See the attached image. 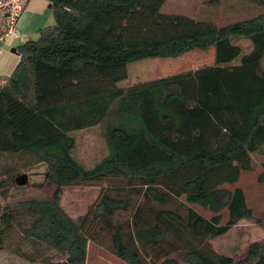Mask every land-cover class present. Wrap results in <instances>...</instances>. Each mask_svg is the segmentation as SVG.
Returning a JSON list of instances; mask_svg holds the SVG:
<instances>
[{
    "label": "trees",
    "instance_id": "trees-1",
    "mask_svg": "<svg viewBox=\"0 0 264 264\" xmlns=\"http://www.w3.org/2000/svg\"><path fill=\"white\" fill-rule=\"evenodd\" d=\"M8 1L0 0V6ZM28 1L20 0L15 20ZM45 1L54 25L39 30L37 41L18 46L19 63L0 77V154L46 163L48 187L56 190L45 199L0 205V252L9 247L36 264H87L89 242L99 243L106 231L113 254L125 264H178L170 258L173 253L186 264L264 260V243L252 244L237 261L217 253L210 242L242 220L264 230V219L249 208L244 191L225 187L253 170L254 156L263 159L259 182L264 181V0H248L263 9L260 15L224 27L163 15L167 0ZM9 21L4 14L0 39ZM211 49L214 64L194 72L59 104L48 105L44 98L43 84L50 76L75 72L74 78L88 67L177 59ZM42 65L55 71L44 68L43 82ZM100 126L107 154L86 167L76 155L79 142ZM113 178L138 187L147 201L163 208L153 222H135L130 242L124 228L111 221L133 208L130 198L102 195L76 222L60 203L64 187ZM181 199L214 216L207 219L191 208L186 217L164 210ZM45 247L65 261H51L42 252Z\"/></svg>",
    "mask_w": 264,
    "mask_h": 264
},
{
    "label": "rangeland",
    "instance_id": "rangeland-1",
    "mask_svg": "<svg viewBox=\"0 0 264 264\" xmlns=\"http://www.w3.org/2000/svg\"><path fill=\"white\" fill-rule=\"evenodd\" d=\"M48 6L49 4L45 0H33L31 5L32 8L42 11L41 18L43 16L42 21L46 23L45 26H42L44 28L54 25L52 15L47 19ZM11 12L12 10L9 8H1L0 21L3 20V15L7 14L10 18L8 25L12 26L16 17L11 16ZM262 12V8L248 0H167L161 9L163 15L184 16L195 21L212 23L218 27L255 18ZM33 27L34 25H30L24 32L19 31L18 35H24L29 42L37 41L41 28ZM240 45L246 47L247 43ZM18 46H20L19 42L2 44L0 77L9 76L19 63L20 57L12 53V49ZM214 60V49L209 51L195 50L177 59H148L111 68L88 67L79 77L71 78L77 73L70 72L55 77L50 76L45 78V81L46 72L44 68H48L42 65L39 78L41 76V81H44V98L48 105H52L76 100L92 93L126 89L170 76L194 72L199 68L213 65ZM48 70L49 73L55 72L52 69ZM103 131L104 127H97L86 133L79 142L76 155L86 167H93L107 154V148L102 137ZM262 161V158L254 156L253 170L243 173L236 184L225 187L229 190L242 189L249 208L254 211L256 216L264 219V181L259 182V178L263 174ZM47 172L48 165L46 163L35 164L32 157L28 155L0 154V205L14 206L22 201L52 197L56 187H48ZM21 175H26L28 178V183L24 186L16 184V179ZM138 190V187L130 186L126 180L113 178L90 185L64 187L60 191V203L70 218L76 222L79 217L92 212L102 195L130 198L133 208L126 213H117L111 220L114 226L120 225L124 228L126 241L130 242L129 236L134 230L135 222L138 220L153 222V215L163 209L159 205L147 201L142 194L138 193ZM3 192H6V195H2ZM189 208L207 219L214 216L204 208L186 204L184 199L175 201L164 210L178 211L186 217ZM222 216V223L225 224L228 219L226 210L222 212ZM101 226L103 224L99 225V227ZM15 241L16 238H13L9 246ZM210 242L217 253L238 261L246 257L249 246L254 243H264V230L251 221L242 220L227 234ZM110 245L109 234L106 231L103 232V237L99 239V243L89 242L87 264H125L113 254ZM162 248L165 249L166 247L163 246ZM26 250L29 251L31 248L28 246ZM4 251L5 253L1 255L2 258L0 257V264H31L24 259H9L11 258L8 255L9 252L15 255L9 247ZM42 252L53 262L65 261V258L53 249L45 247L42 248ZM170 258L176 259L178 264H186L180 260V253H173Z\"/></svg>",
    "mask_w": 264,
    "mask_h": 264
},
{
    "label": "crops",
    "instance_id": "crops-1",
    "mask_svg": "<svg viewBox=\"0 0 264 264\" xmlns=\"http://www.w3.org/2000/svg\"><path fill=\"white\" fill-rule=\"evenodd\" d=\"M32 2H33V0L28 1V3L26 4V7H25L24 11L21 13L20 17L15 21V23L12 26H10L8 33L5 35V36H7L8 39H10L12 37V34H14V33L17 34V36L19 38L14 40L13 42H19L20 45L27 42L28 39L24 35L19 36L18 35L19 31L24 32L28 27H30V25H34V27H37L39 29L40 28L43 29L44 27H42V26H45V24H46V23H44L45 21L44 22L42 21V19H44V17L42 16V18H41V15H42L41 12L42 11L32 8L31 7ZM47 3L49 4V6H48L49 10H48V14H47L48 15L47 19H48L50 17V15H52V11H51L50 3L49 2H47ZM2 44H4V43H2ZM1 48H2V46H1ZM2 253H5V251L0 252V257H1V255H3ZM8 255H10L9 257H11V258H9L7 256L9 259H22V258L16 257L15 255L11 254L10 252L8 253ZM258 263H264V260L256 262L255 264H258ZM31 264H36V263H31Z\"/></svg>",
    "mask_w": 264,
    "mask_h": 264
},
{
    "label": "built area",
    "instance_id": "built-area-1",
    "mask_svg": "<svg viewBox=\"0 0 264 264\" xmlns=\"http://www.w3.org/2000/svg\"><path fill=\"white\" fill-rule=\"evenodd\" d=\"M1 8H9L10 10H12V12L10 13V15L12 16H17L21 10V2L20 0H10L8 1L7 3L5 4H2L0 6V9ZM15 12V13H13ZM13 19V18H12ZM13 24V23H12ZM19 37L17 36V34H12V37L10 39L7 38V36L3 37L0 39V43H5V42H9V43H12L14 40L18 39Z\"/></svg>",
    "mask_w": 264,
    "mask_h": 264
},
{
    "label": "water",
    "instance_id": "water-1",
    "mask_svg": "<svg viewBox=\"0 0 264 264\" xmlns=\"http://www.w3.org/2000/svg\"><path fill=\"white\" fill-rule=\"evenodd\" d=\"M12 53L16 54V49H15V48L12 49ZM27 183H28V178H27L26 175H21V176H19V177L16 179V184H17L18 186H24V185H26Z\"/></svg>",
    "mask_w": 264,
    "mask_h": 264
}]
</instances>
